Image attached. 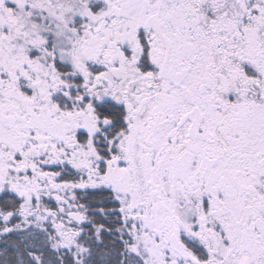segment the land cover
<instances>
[{"label":"snow or ice","instance_id":"snow-or-ice-1","mask_svg":"<svg viewBox=\"0 0 264 264\" xmlns=\"http://www.w3.org/2000/svg\"><path fill=\"white\" fill-rule=\"evenodd\" d=\"M0 264H264V0H0Z\"/></svg>","mask_w":264,"mask_h":264}]
</instances>
